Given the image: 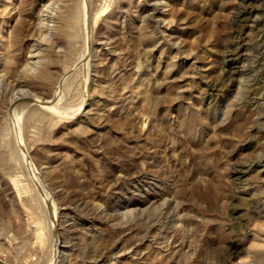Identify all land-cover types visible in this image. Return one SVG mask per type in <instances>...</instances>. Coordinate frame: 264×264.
I'll list each match as a JSON object with an SVG mask.
<instances>
[{
    "label": "rangeland",
    "instance_id": "1",
    "mask_svg": "<svg viewBox=\"0 0 264 264\" xmlns=\"http://www.w3.org/2000/svg\"><path fill=\"white\" fill-rule=\"evenodd\" d=\"M263 4L0 0V263L264 264Z\"/></svg>",
    "mask_w": 264,
    "mask_h": 264
},
{
    "label": "bare ground",
    "instance_id": "2",
    "mask_svg": "<svg viewBox=\"0 0 264 264\" xmlns=\"http://www.w3.org/2000/svg\"><path fill=\"white\" fill-rule=\"evenodd\" d=\"M55 1H57V5L56 6H58L59 8H57L58 10H56V14H54L52 17H51V19H53V24L51 25V23H48V25L46 24V26H45V28L43 29V31L45 32V34H44V37H46V38H48L47 36H48V34H49V40H51L50 41V45H51V47L53 48L56 44H59L60 43V41L63 39V38H66V39H68L69 40V38H70V36L72 35V29H73V26H74V23H73V9H72V7H71V5H72V1L73 0H55ZM250 1V0H249ZM52 4V3H51ZM156 4V3H155ZM249 4V3H248ZM247 4V5H248ZM253 4V3H252ZM7 5L8 6H6L5 7V9L7 8V10H8V8H9V3H7ZM48 5H50V4H48ZM53 5V4H52ZM55 5V4H54ZM257 5V4H256ZM260 5V4H259ZM264 5V4H263ZM12 6V5H11ZM20 6V5H19ZM52 7V6H51ZM255 7V6H254ZM253 7V8H254ZM53 8H55V6L53 7ZM17 9H19V8H17ZM51 9V8H50ZM246 10V9H245ZM251 10H252V8H251ZM12 11V10H11ZM239 11V10H238ZM247 11V10H246ZM4 12V11H3ZM53 12V13H54ZM240 12H244V11H240ZM249 12V11H248ZM5 13H7L6 12V10H5ZM4 14V13H3ZM14 14V13H13ZM239 15V14H238ZM245 15V14H244ZM246 16V15H245ZM249 16H251V15H249ZM248 16V17H249ZM1 17V16H0ZM247 17V16H246ZM18 18H19V16H18ZM161 18V17H160ZM16 19V18H15ZM240 19V17L239 16H237L236 17V20H239ZM241 19H243V17L241 18ZM18 20V19H17ZM50 20V19H49ZM234 21H235V19H234ZM3 22H5V21H3ZM14 23H12V25H11V27H10V30H9V33H8V35L6 36L7 38L9 37L10 38V36H9V34L12 36V37H17L18 36V34H20V32H21V29H22V27H21V24H19L18 23V21H13ZM235 22H237V21H235ZM245 22V21H244ZM257 22V21H256ZM7 23V22H6ZM243 23V22H242ZM8 24V23H7ZM16 24V25H15ZM18 24V25H17ZM239 24V23H238ZM232 25V24H231ZM246 25V24H245ZM15 26V27H14ZM44 26V25H43ZM238 26V25H237ZM243 26V25H242ZM1 27V26H0ZM245 27V26H244ZM238 30H239V28H238ZM46 33H47V36H45L46 35ZM237 33V32H236ZM258 33V32H257ZM262 33V32H261ZM262 35V34H261ZM52 37V38H51ZM51 38V39H50ZM3 40H2V42H1V44H0V57L2 56V61H3V66L5 67V69L6 68H10V66H11V64L13 63V59H12V55H10V53H9V51L10 50H8V48H9V42H10V40H9V42L7 43V44H9V45H5V41L4 40H6V38H2ZM236 39V38H235ZM1 41V40H0ZM12 41V40H11ZM171 41V40H170ZM231 41V40H230ZM173 42V41H172ZM34 43V42H33ZM227 43V42H226ZM231 43V42H230ZM239 43V42H238ZM261 44V43H260ZM175 45V44H174ZM226 45V44H225ZM33 46H34V44H33ZM226 48V47H225ZM235 48V47H234ZM238 48V47H237ZM236 48V49H237ZM49 50H50V48L48 49V48H46L45 49V51H46V53H45V55H43V59H44V56H45V59H46V57L49 55ZM228 50V49H227ZM235 50V49H234ZM255 51H257V50H255ZM235 53H236V51H234ZM36 53H38V52H36ZM36 53H34V54H36ZM233 53V52H232ZM260 53V52H259ZM259 56V55H258ZM39 57H40V55H39ZM39 57H38V60H36L37 59V57H36V59H35V63H37V64H39ZM146 57H147V55H146ZM238 57V56H237ZM30 58V57H29ZM263 58V57H262ZM1 60V59H0ZM258 60V59H257ZM257 60H256V62H257ZM233 61V60H232ZM259 61V60H258ZM262 61V60H261ZM1 62V61H0ZM33 62V61H32ZM31 61L29 62V64H27V66H29V67H27V68H25V66H24V69H26V70H29L30 71V69L34 66L33 65V63H32ZM230 62L231 61H228V64H230ZM260 62V61H259ZM263 62H264V60H263ZM262 62V63H263ZM261 63V62H260ZM256 64V63H255ZM2 65V64H1ZM36 65V64H35ZM262 65V64H261ZM47 67H48V61H47V59H46V61L44 60L43 61V63L41 64L40 63V66L37 68V69H35L34 67L32 68V71H34L35 72V74H34V76H35V80L37 81V82H49L50 80H49V77H48V73H47ZM247 67V66H246ZM29 68V69H28ZM262 68V67H261ZM264 68V67H263ZM33 69H35V70H33ZM224 69V68H223ZM221 71H222V68H221ZM259 71H260V69H259ZM27 72V71H26ZM223 72V71H222ZM225 72V71H224ZM254 72V71H253ZM33 73V72H32ZM226 73V72H225ZM233 73V72H232ZM260 73V72H259ZM222 77V76H221ZM231 79V78H230ZM218 80V79H217ZM224 80V79H223ZM263 80V79H262ZM230 81V80H229ZM227 82V81H226ZM221 83V82H220ZM255 83V82H254ZM214 84V83H213ZM249 85V84H248ZM256 86V85H255ZM255 86H253V87H255ZM259 86V85H258ZM250 87V86H249ZM22 88V87H21ZM247 88V87H246ZM257 88V87H256ZM17 89V88H16ZM258 89V88H257ZM250 90V89H249ZM253 90V89H252ZM18 91H22V90H19L18 89ZM212 91V90H211ZM256 91V89L254 90V92ZM16 93V92H15ZM251 93V92H250ZM20 94H22V93H20ZM24 94V93H23ZM27 94V93H26ZM26 94H24V96H26ZM252 94V93H251ZM17 95V94H16ZM28 95V94H27ZM29 96V95H28ZM27 96V97H28ZM251 96H255V95H251ZM17 98H19L18 96H16V98L15 99H17ZM24 98V97H23ZM26 98V97H25ZM251 98V97H250ZM14 99V100H15ZM22 99V98H21ZM255 98H251V101L252 100H254ZM49 100V99H48ZM16 101V100H15ZM46 101V100H45ZM14 102V101H13ZM38 103H39V101H37ZM49 102V101H48ZM10 103V102H9ZM247 105V104H246ZM253 108V107H252ZM264 108V107H263ZM250 110V109H249ZM256 117V116H255ZM264 154V153H263ZM260 155V154H259ZM258 157V156H257ZM255 164L257 165V167H259V168H261L262 170H260L261 171V174L264 176V157L263 158H259L258 160H256L255 161ZM264 178V177H263ZM243 188V187H242ZM248 188V187H247ZM241 190V189H240ZM254 195V194H253ZM251 199V198H250ZM250 201V200H249ZM48 202V201H47ZM248 202V201H247ZM251 202V201H250ZM254 205V204H253ZM50 209V208H49ZM50 212H51V210H50ZM49 212V213H50ZM252 215V214H251ZM247 216V215H246ZM250 216V215H249ZM52 219H53V216H52ZM257 220V219H256ZM260 220V219H259ZM264 220V219H263ZM262 221V220H261ZM53 224H52V226L54 227V219H53ZM51 222V223H52ZM263 226H264V224H263ZM54 235V234H53ZM130 247V246H129ZM167 259V258H166ZM3 263H4V261H2ZM114 262V261H113ZM6 263V262H5ZM1 264V263H0Z\"/></svg>",
    "mask_w": 264,
    "mask_h": 264
}]
</instances>
